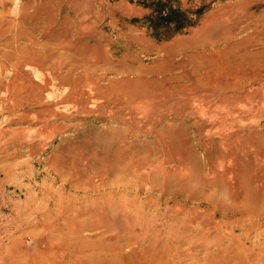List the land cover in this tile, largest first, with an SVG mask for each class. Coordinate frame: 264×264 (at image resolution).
<instances>
[{"label":"rangeland","instance_id":"374dc122","mask_svg":"<svg viewBox=\"0 0 264 264\" xmlns=\"http://www.w3.org/2000/svg\"><path fill=\"white\" fill-rule=\"evenodd\" d=\"M150 3L0 0V264H264V0Z\"/></svg>","mask_w":264,"mask_h":264},{"label":"trees","instance_id":"16d2710c","mask_svg":"<svg viewBox=\"0 0 264 264\" xmlns=\"http://www.w3.org/2000/svg\"><path fill=\"white\" fill-rule=\"evenodd\" d=\"M168 0H151V14L143 19V25L149 36L156 41H165L174 35L193 27L203 14L204 8L186 13L167 6ZM146 2H144L145 4Z\"/></svg>","mask_w":264,"mask_h":264},{"label":"crops","instance_id":"0c3cea01","mask_svg":"<svg viewBox=\"0 0 264 264\" xmlns=\"http://www.w3.org/2000/svg\"><path fill=\"white\" fill-rule=\"evenodd\" d=\"M128 220H129V218H127ZM129 263V262H128ZM130 264V263H129ZM146 264H148V263H146Z\"/></svg>","mask_w":264,"mask_h":264}]
</instances>
